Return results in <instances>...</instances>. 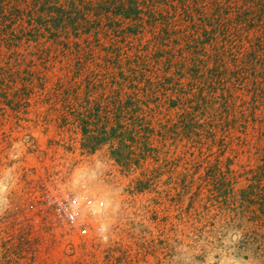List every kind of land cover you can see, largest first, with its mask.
Returning a JSON list of instances; mask_svg holds the SVG:
<instances>
[{
	"label": "rangeland",
	"instance_id": "rangeland-1",
	"mask_svg": "<svg viewBox=\"0 0 264 264\" xmlns=\"http://www.w3.org/2000/svg\"><path fill=\"white\" fill-rule=\"evenodd\" d=\"M172 15L168 36L147 18L138 34L127 20L124 36L101 35L120 50L111 60L94 46L89 58L86 37L0 25V264H264V82L242 69L262 34L202 45ZM86 106L108 133L94 149L76 120ZM57 185L107 195L106 232H61Z\"/></svg>",
	"mask_w": 264,
	"mask_h": 264
},
{
	"label": "trees",
	"instance_id": "trees-1",
	"mask_svg": "<svg viewBox=\"0 0 264 264\" xmlns=\"http://www.w3.org/2000/svg\"><path fill=\"white\" fill-rule=\"evenodd\" d=\"M188 1L0 0V25L11 23L10 25L13 26L19 21H26L29 25L46 27L47 32L55 39L69 40L71 37L75 39L86 37L83 43L90 51L89 58H92L94 46L103 49L109 57L108 60H111L114 54L119 55L120 50L116 47V43L104 47L101 44V35L109 36L108 33L112 31L115 38L124 36L127 29H121V21L127 20L135 23L133 34H138L144 28L145 18H147V24L151 26L158 23L164 26L162 32L164 36H168L171 33L172 14L181 10L184 21L200 28L196 29L197 32H202L206 38L205 41H201L202 45L217 41L219 36L224 42H236L248 37L253 30L260 32L262 35L255 38L251 52L245 56L249 60L245 64L246 69H242L246 76L247 73H251L250 75L256 80L263 79L264 82V57L259 56L264 44L262 37L264 36V0H193V6H190ZM206 8L210 10L209 13L204 11ZM196 42H199V38ZM74 45L79 52L81 44ZM65 46L69 48V42ZM253 63L254 66H249ZM83 64L79 62L80 67ZM83 109L84 112L76 113V120L82 127L86 147L94 149L108 140V133L106 127L94 128V130L89 128L90 119L100 117L99 106L95 108L86 106ZM112 131L117 139L121 141L124 139L126 134L124 126L119 125ZM149 152L152 150L146 147V153ZM114 155L118 162L126 166L132 162L131 159L124 157L121 149L114 152ZM262 201L261 206L264 208V199Z\"/></svg>",
	"mask_w": 264,
	"mask_h": 264
},
{
	"label": "built area",
	"instance_id": "built-area-1",
	"mask_svg": "<svg viewBox=\"0 0 264 264\" xmlns=\"http://www.w3.org/2000/svg\"><path fill=\"white\" fill-rule=\"evenodd\" d=\"M82 201L77 196L61 185L50 190L48 202L52 208L53 221L61 232L71 238H90L101 235L97 215L93 210L94 199L82 191Z\"/></svg>",
	"mask_w": 264,
	"mask_h": 264
},
{
	"label": "bare ground",
	"instance_id": "bare-ground-1",
	"mask_svg": "<svg viewBox=\"0 0 264 264\" xmlns=\"http://www.w3.org/2000/svg\"><path fill=\"white\" fill-rule=\"evenodd\" d=\"M87 176H88V174L87 173H81L80 175H79V177H78V179L76 180V182L77 181H79V180H81V179H85V178H87ZM87 186V185H86ZM83 190H84V192L85 193H87L88 194V191H87V189H86V187H85V185H83ZM82 190V189H81ZM93 196V199H94V205H92V207H93V210L95 211V213L98 215H100V214H104L107 210H108V208H109V199H108V197H107V195H105V194H101V195H92ZM82 196L81 195H78L77 196V199L79 200V201H82ZM106 225L103 223L102 225H101V232H102V234H103V232H106Z\"/></svg>",
	"mask_w": 264,
	"mask_h": 264
}]
</instances>
